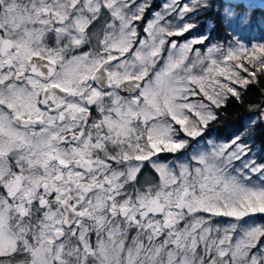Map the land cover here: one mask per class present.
<instances>
[{
  "label": "snow or ice",
  "instance_id": "obj_1",
  "mask_svg": "<svg viewBox=\"0 0 264 264\" xmlns=\"http://www.w3.org/2000/svg\"><path fill=\"white\" fill-rule=\"evenodd\" d=\"M256 7L163 0L141 27L149 0H0V264H264V154L243 142L264 104L201 146L264 76L238 36Z\"/></svg>",
  "mask_w": 264,
  "mask_h": 264
},
{
  "label": "trees",
  "instance_id": "obj_2",
  "mask_svg": "<svg viewBox=\"0 0 264 264\" xmlns=\"http://www.w3.org/2000/svg\"><path fill=\"white\" fill-rule=\"evenodd\" d=\"M140 2H142V0H137V3ZM149 2L152 4V8L146 12L144 20L139 22L141 27L146 24L148 19L154 18L153 13L155 10L159 9L163 0H149ZM220 2L221 0H214L215 4H219ZM216 10L217 9L214 7L213 11ZM236 11L248 12V15L252 19L251 28L238 34L242 41L249 46L252 44L264 43V26H262V22H264V7H256L252 10L236 9ZM199 23L201 26L192 33L193 36H199L201 33L209 31L215 21L209 19V16L202 15ZM187 36L188 34H186V37ZM184 39L185 37L179 38L181 42H183ZM211 42L213 44L219 43L221 46H225L232 41L229 40L228 35L225 34V29L222 26H218L213 32ZM194 47H199L202 53L206 52L205 46L196 45ZM190 56L194 58V54H190ZM240 74L243 77L248 76V73L243 72L242 69L240 70ZM220 79L222 82L224 81L223 77ZM234 86L237 91L241 92V98L237 100L229 94L226 105L218 110V119L209 125L208 135L205 137L204 141H201V146H204L208 139H213L216 143H225L235 135L244 132L249 117L254 115L251 111L252 106L264 104V76H259L257 82L255 84H250L246 90L241 89L239 85ZM195 98L200 99V97ZM243 142L252 147V154L259 159V157L264 154V127L258 126L255 127L254 131H249ZM146 173H149V176L153 175L150 169L146 171Z\"/></svg>",
  "mask_w": 264,
  "mask_h": 264
},
{
  "label": "rangeland",
  "instance_id": "obj_3",
  "mask_svg": "<svg viewBox=\"0 0 264 264\" xmlns=\"http://www.w3.org/2000/svg\"><path fill=\"white\" fill-rule=\"evenodd\" d=\"M253 2L256 4H261V3H264V0H253ZM192 99L195 100L196 98L193 97ZM236 163L239 164L238 161ZM145 176H149V173H145ZM141 179H143V178H141Z\"/></svg>",
  "mask_w": 264,
  "mask_h": 264
}]
</instances>
